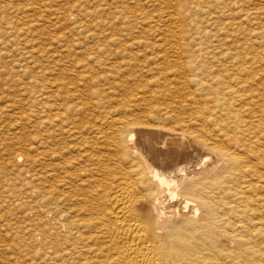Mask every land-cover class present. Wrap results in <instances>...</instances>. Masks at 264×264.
<instances>
[{"label": "bare ground", "instance_id": "bare-ground-1", "mask_svg": "<svg viewBox=\"0 0 264 264\" xmlns=\"http://www.w3.org/2000/svg\"><path fill=\"white\" fill-rule=\"evenodd\" d=\"M169 1L173 10L165 30L105 25L101 30L99 23L100 31L91 35L93 29L87 33L88 26H76V42L60 43L45 65L29 68L31 85L24 89L30 112L16 114L15 127L2 130L0 144L13 161L24 159L8 180L19 185L15 195L25 190L24 202L17 204L19 198L15 204L26 206L22 213L30 217L29 227H19L11 237L21 243L32 238L30 247L38 237V245L26 253L39 255V264H264V0ZM135 2L141 8L154 0ZM76 5L82 10L67 6L79 16L86 6ZM120 10L129 14L127 6ZM8 29L16 31L14 25ZM52 29L42 31L48 35ZM7 34L1 26V42ZM90 36L95 44L89 46ZM22 120L27 132L19 133Z\"/></svg>", "mask_w": 264, "mask_h": 264}, {"label": "rangeland", "instance_id": "rangeland-1", "mask_svg": "<svg viewBox=\"0 0 264 264\" xmlns=\"http://www.w3.org/2000/svg\"><path fill=\"white\" fill-rule=\"evenodd\" d=\"M1 2H0V13L2 14H0V27L2 26V29L4 28V30L8 33L7 34V36L6 37H4V42H1V41H3V39H0V44L2 43L3 45L2 46H0V49L2 50V51H4V52H2V51H0V53H2V56L4 55V57H2L1 55H0V74L2 75L1 77H3V79L2 78H0L1 80H0V82L3 84H0V86L1 87H4L5 86V89L3 88V89H1V87H0V92H1V90H2V93H0V109H1V113H0V139L5 135V133L6 132H3L2 130H5V131H7V129L5 128V127H7V128H9L10 130H12V128L11 127H15V126H11V125H13V124H16V121H18L16 118H15V116H16V114L17 113H20V114H17V116H19V117H22V116H20V115H22L23 114V117H25V115L26 116H28V114L27 113H29L30 112V110H27V108L26 107H28L27 105H28V103L26 102V100H27V96H28V93H26L27 91H28V89L30 88V85H31V81L30 82H27L28 80H30L29 79V77H30V70L31 69H29V68H32L33 67V65H31V64H34V63H36V64H46V62L47 61H49L50 60V55H52L53 53L55 54V52L57 51V50H59L60 49V46H61V44L60 43H62V45H63V43H64V45L63 46H66L67 45V43H69L70 42V39H71V42L73 43V41L74 42H76V40L78 39V34H77V27L76 26H78V28H82V29H85V27L86 26H88L87 28H86V30H84V31H86L87 33H88V31H90L91 29H93L92 31H90V34L92 35L93 33H97L98 31H100V29H99V27L97 26L99 23H101L102 24V28H101V30H103V29H105V27L106 28H111V29H113V27H118V26H120L121 28H123V29H130L131 28V30H133L132 32H138V29H139V31H141L142 32V29L144 28L146 31L147 30H153V28H157V29H159V30H165L166 29V27H167V23H168V25H169V20H170V12L169 11H171V10H173V9H171L170 10V8H172V6H171V2L169 1V0H165V1H162V3H160L161 1L160 0H154V2H155V5H154V2L151 4V2H148L146 5H144V6H142L141 8H140V5L138 6V4H136L137 2H135L136 0H131V1H134V2H130V0H127V1H124V0H119V3H118V0H105L106 2H104V0H95V2H93V0H88V1H90V2H86L85 0H75V1H73V0H63V2H62V0L60 1H57V0H53V2H51L50 0H47V1H45V0H0ZM5 1V2H4ZM9 1V2H8ZM14 1V2H13ZM22 1H24V2H22ZM41 1H44L45 2V4H43L44 2H41ZM49 1V2H48ZM64 1H67V2H64ZM85 3H84V2ZM100 1V2H99ZM113 1L114 2H116V3H113ZM129 1V2H128ZM157 1V2H156ZM11 2V3H10ZM16 2V3H15ZM27 2V3H26ZM35 2H36V4H35ZM46 2L48 3V5H49V7H47L48 5H46ZM57 2V3H56ZM61 2H62V4H61ZM75 2V3H74ZM78 2V3H77ZM83 2V3H82ZM94 4H93V3ZM101 2H102V5H101ZM109 4H108V3ZM124 2H126V3H124ZM159 2V3H158ZM165 2V3H164ZM169 2V5L167 4ZM30 5H29V4ZM32 3V4H31ZM35 5H34V4ZM39 3V4H38ZM41 3V4H40ZM55 3H56V6H55ZM66 3H67V5H69L70 7L71 6H74V7H77L79 10H82V9H80V7L78 6V5H76V4H83V6L85 7L86 6V8H85V10H83L82 12H81V14L78 16V14H76V13H78L79 12V10H75V11H73L74 9H72V11H70L69 12V10H68V7L69 6H67L66 5ZM69 3V4H68ZM71 3H73L72 5H70ZM86 3H88V4H86ZM95 3H96V5H95ZM98 3V4H97ZM104 3H106V4H104ZM112 3V4H111ZM134 3V4H133ZM150 3V4H149ZM166 5H164V4ZM2 4V5H1ZM43 4V5H42ZM52 4H54V5H52ZM113 4H117L116 6L115 5H113ZM119 4V5H118ZM149 4V5H148ZM160 4V5H159ZM3 5H5V6H3ZM12 5H13V11H12ZM27 5H29L30 7H28ZM31 5H34L33 7L31 6ZM37 5H38V7H37ZM40 5H42V7L40 6ZM60 5H62V7L60 6ZM93 5V6H92ZM100 6V9H99V6ZM109 5V6H108ZM120 5H121V7H120ZM122 5H123V7H125V6H127V9H128V11H129V14L127 15V16H125V15H122V10H120V9H123V7H122ZM125 5V6H124ZM164 6V8H163V6ZM167 5L169 6V7H167ZM16 6V7H15ZM18 6V7H17ZM25 6V7H24ZM53 6V7H52ZM65 6V7H64ZM106 6V7H105ZM110 6H113L112 8L110 7ZM117 6H119L118 8H116ZM130 6V7H129ZM155 6V7H154ZM156 6H157V9H156ZM159 6V7H158ZM1 7L2 8H4V10L2 9L1 10ZM9 7H11V8H9ZM28 7V8H27ZM43 7H45V9H46V11H47V13H46V11H45V9L43 8ZM59 7V8H58ZM61 7V8H60ZM93 7H96V8H93ZM98 7V8H97ZM103 7V8H102ZM109 7V8H108ZM133 7H135L136 8V10H134L135 8H133ZM153 8V9H155L156 10V12H158V14L153 10H151L150 8ZM22 8V9H21ZM26 8H27V10H26ZM34 9V10H32V9ZM36 8V9H35ZM39 8V9H38ZM41 8H43V9H41ZM50 8H52V10L50 9ZM55 8V9H54ZM67 8V9H66ZM72 8V7H71ZM88 8V9H87ZM92 8V9H91ZM113 8H116V9H113ZM131 8V9H130ZM133 8V9H132ZM147 9V10H145V11H143V9ZM160 8V9H159ZM166 8V9H165ZM167 8H168V10H167ZM17 11H16V10ZM31 9V10H30ZM40 10L41 12L44 10L45 11V13H44V11L41 13V12H39L38 10ZM55 11H54V10ZM102 9V10H101ZM109 11H108V10ZM138 9V10H137ZM141 9V10H140ZM165 9V10H164ZM6 10H7V12H6ZM8 10H10V11H8ZM19 10H21L20 12H19ZM59 10H64V12L62 11H59L60 13H58V11ZM99 10H101V11H105L104 13L103 12H100ZM112 10H114V11H112ZM132 10V11H131ZM149 10V11H148ZM162 10V14L160 13V11ZM164 10V11H163ZM169 12H167V11ZM3 11V12H2ZM16 11V12H15ZM22 11H24V12H22ZM27 11V12H26ZM57 11V12H56ZM98 11H99V13L101 14H99L98 13ZM134 11V12H133ZM137 11V12H136ZM139 11H140V13H139ZM165 11H166V13H165ZM33 14H32V13ZM37 12V13H36ZM53 12V13H52ZM54 12H55V14H54ZM65 12H68V13H65ZM74 12H76V13H74ZM93 12H94V15H93ZM111 12V13H110ZM118 12V13H117ZM5 13V14H4ZM9 15H8V14ZM15 13V14H14ZM26 14V16H25V14ZM29 13V17L27 18V14ZM31 13V14H30ZM42 15H41V14ZM52 13V14H51ZM56 13H58V14H61L60 15V17H59V15L58 14H56ZM62 13L63 14H65V15H62ZM71 13H73V14H71ZM107 13V14H106ZM118 15H117V14ZM131 13V14H130ZM132 13H134L135 15H133ZM146 13V14H145ZM152 13V14H151ZM156 13V14H155ZM162 15V17H161V15ZM168 13V14H167ZM10 14H11V16H10ZM37 14V15H36ZM39 14V15H38ZM68 14V15H67ZM76 14V15H75ZM97 14L99 15L98 17H96L97 16ZM110 14H111V16H110ZM113 14H115L114 16H116L115 18H114V16H113ZM141 14V15H140ZM148 14V15H147ZM149 14H150V16H149ZM154 14L156 15V16H154ZM3 15H5V16H3ZM6 15L8 16V17H6ZM12 15H13V17H12ZM15 15V16H14ZM21 15L23 16V17H21ZM41 15V16H40ZM106 15V16H105ZM107 15H109L108 17H110V18H108L107 17ZM120 15V16H119ZM133 15V16H132ZM145 15V16H144ZM158 15H160V16H158ZM11 18H10V17ZM32 16V17H31ZM37 16V18L39 17L40 18V20H39V18L37 19V18H35ZM48 16V17H47ZM64 16V17H63ZM75 16V18H73ZM86 16V20H85V17ZM136 18H135V17ZM145 18H144V17ZM146 16H147V19L148 20H146ZM151 16H154V17H151ZM7 19H6V18ZM14 17H16V18H14ZM34 17V19H32ZM47 17V18H46ZM51 17V18H50ZM55 17H57V18H55ZM66 17V18H65ZM72 17V18H71ZM79 17V18H78ZM91 18V19H88V18ZM101 19H100V18ZM113 17V18H112ZM151 17V18H150ZM158 17V18H157ZM160 17V18H159ZM5 20H4V19ZM15 20H14V19ZM19 19V21L18 20H16V19ZM25 18H27V20L25 19ZM31 18V19H30ZM44 18V19H43ZM47 20H46V19ZM49 18V19H48ZM53 18V19H52ZM55 18V19H54ZM60 18V19H59ZM62 18V19H61ZM141 18V19H140ZM155 18V19H154ZM166 18V19H165ZM2 19V20H1ZM9 19V20H8ZM10 19H11V21H10ZM13 19V20H12ZM20 19H22V20H20ZM24 19V20H23ZM30 19V20H29ZM57 19V20H56ZM63 19L65 20L66 19V22L68 23V24H66V22L65 21H63ZM76 19V20H75ZM94 19V20H93ZM111 19H113V20H111ZM130 19V20H129ZM137 19V20H136ZM152 19H153V21H152ZM165 19V20H164ZM167 19H168V21H167ZM8 20V21H7ZM26 20V21H25ZM30 21V23H29V21ZM32 20V21H31ZM33 20L34 21H37V22H34L33 23ZM42 20H44L43 21V23L41 22ZM51 20H53L55 23H53ZM56 20V21H55ZM58 20H59V22H58ZM61 20V21H60ZM74 20L77 22H74ZM79 22H78V21ZM81 20H82V23H80L81 22ZM100 20V21H99ZM106 20V21H105ZM133 20V21H132ZM140 20V21H139ZM4 21H6V22H4ZM14 21H16V22H14ZM17 21H18V24H17ZM40 21V22H39ZM46 21V22H45ZM48 21V22H47ZM49 21H50V23H49ZM83 21H85L86 23H84ZM102 21H104L106 24H104ZM108 21V22H107ZM112 21V22H111ZM119 21L122 23V24H120L119 23ZM129 21H130V23H129ZM162 21H165V22H162ZM4 22V23H3ZM19 22H22V23H19ZM26 22V23H25ZM39 22V23H38ZM57 22V23H56ZM63 24V26L64 27H66L67 25H68V27L69 28H72V29H69L68 31L67 30H65L66 28H64L63 29V26H62V24ZM75 24H74V23ZM114 22V23H113ZM133 23V25H132V23ZM143 24H142V23ZM5 23H7L6 25H5ZM9 23H10V25H9ZM15 23V24H14ZM29 23V24H28ZM60 23V25H58ZM65 23V24H64ZM69 23H71V24H69ZM88 23V25H86ZM90 23V24H89ZM92 23V24H91ZM109 23V24H108ZM112 23H113V25H112ZM118 23H119V25H118ZM126 23V25H124V24ZM128 23V24H127ZM138 25H136V24ZM139 23H140V25H139ZM144 23H146V24H144ZM154 23V24H153ZM162 23V24H161ZM4 26H3V25ZM12 24V25H11ZM37 25L36 27H35V25ZM39 24H41V25H39ZM48 24V25H47ZM74 24V25H73ZM85 24V25H84ZM163 24H166V25H163ZM15 26L16 27V31L18 32H14L13 34H12V32L10 31V29H8V28H10V27H12V26ZM19 25V26H18ZM22 25V26H21ZM31 26V27H33V28H28V29H30V30H28L27 28H26V26ZM34 25V26H33ZM45 25V26H44ZM50 25H51V27H50ZM55 27H54V26ZM56 25H58V26H56ZM73 25V26H72ZM80 25V26H79ZM93 25H95V27H93ZM104 25H105V27H104ZM111 25V27H109ZM115 25V26H114ZM128 25V26H127ZM132 25V26H131ZM135 25V26H134ZM144 25V26H143ZM153 25H155V26H153ZM163 25V26H162ZM25 28H24V27ZM39 26V27H38ZM47 26H49V27H47ZM62 26V27H61ZM84 28H83V27ZM123 26V27H122ZM126 26V27H125ZM134 26V27H133ZM149 26V27H148ZM151 26V27H150ZM160 26V27H159ZM42 27V29L40 30V28ZM43 27H46L47 29H45V28H43ZM52 27H54L53 29H52ZM130 27V28H129ZM140 27H141V29H140ZM22 28V29H21ZM34 28L37 30V28L39 29V30H37V31H34ZM52 29L51 31L49 30V32L50 33H48V35L46 34L48 31V29ZM59 28V29H58ZM73 28H75L76 30H73ZM89 28V29H88ZM119 28V27H118ZM148 28V29H147ZM150 28V29H149ZM7 29V30H6ZM17 29H21L20 31L19 30H17ZM24 29H25V31H27V32H25L24 31ZM27 29V30H26ZM126 29V30H127ZM137 29V30H136ZM143 29V31H145ZM12 30V29H11ZM23 30V31H22ZM31 30H33V31H31ZM42 30H44V31H42ZM72 30V31H71ZM97 30V31H96ZM136 30V31H135ZM22 31V32H21ZM28 31L31 33V34H29L28 33ZM43 33H42V32ZM63 31V32H62ZM75 31H76V33H75ZM96 31V32H95ZM52 32V33H51ZM61 32H62V34H61ZM68 32H70L71 33V35H70V33H67ZM27 33V34H26ZM35 33H37V34H35ZM41 35H39V34ZM53 33H55V34H53ZM65 33V34H64ZM73 33V34H72ZM29 34V35H28ZM35 34V35H34ZM57 34H58V36H59V38H61V39H57L58 38V36H57ZM89 34V35H90ZM21 35V37L22 36H24V37H19ZM27 35V36H26ZM33 35V36H32ZM47 35V36H46ZM53 35V36H52ZM56 35V36H55ZM63 35H65V39L68 37V35H70L69 37H71V38H67L65 41H64V39H62V38H64V36ZM10 38H9V37ZM14 38H12V37ZM18 36V37H17ZM38 36V38L36 39V41H37V43H36V41H34L35 39L34 38H36ZM44 36H46V38H45V41L43 40L44 39ZM48 36H49V38H48ZM26 37H28V39L26 38ZM30 37H32V38H30ZM43 37V38H42ZM50 37H51V40L49 41V39H50ZM55 37V38H54ZM57 37V38H56ZM73 37H74V39H73ZM7 38V40L9 41V42H7L5 39ZM18 39V38H20V39H18V40H16V39ZM39 38H40V40H39ZM75 38H76V40H75ZM150 38V37H149ZM14 40V42L16 43V45L14 44V42H13V40ZM21 39H23L22 41H21ZM33 40V41H30V40ZM53 39H57L56 41H54L53 42ZM93 39V37L91 38V36H90V41H89V39L87 40V42H88V45L90 46L92 43H94L93 42V40H95V37H94V39ZM152 39V38H151ZM20 40V41H19ZM24 40H26L25 42H24ZM69 40V41H68ZM73 40V41H72ZM16 41H19L20 43L21 42H23L24 44H27L28 43V45H30V46H32V47H29L28 45H24L23 43H18L17 44V42ZM29 41V42H28ZM38 41H40L41 43H38ZM44 41V42H43ZM68 41V42H67ZM149 42H150V40H148ZM30 42H32V43H30ZM33 42H35V44L33 43ZM43 42V43H42ZM49 44H48V43ZM50 42L52 43V44H50ZM56 42V43H55ZM71 42L68 44V45H71ZM9 43H11V44H9ZM47 43V44H46ZM90 43V44H89ZM9 45V47L8 46H6V45ZM41 44H43L44 46H41ZM46 44V45H45ZM57 44V45H56ZM95 44V43H94ZM94 44H92V45H94ZM15 45V46H14ZM21 45H23V46H21ZM36 45V47H39V48H35L34 46ZM38 45V46H37ZM40 45V46H39ZM47 45H49V47L47 46ZM56 45V46H55ZM60 45V46H59ZM6 46V47H5ZM13 48H12V47ZM19 46V47H18ZM51 46V47H50ZM59 46V47H58ZM63 46H61V47H63ZM74 46H76V47H80L81 46V44H77V45H74ZM3 47H5V48H2ZM15 47H17V48H15ZM21 47V48H20ZM27 47H29V49L27 48ZM42 49H41V48ZM57 47L58 49H55V48ZM12 48V49H11ZM19 48V49H18ZM32 48H34V49H32ZM54 48V49H53ZM18 51H16V50ZM38 49H41V50H38ZM48 51H47V50ZM9 50H11V52H13L12 54H10L11 52L9 51ZM21 50V51H20ZM24 50V51H23ZM38 50V51H37ZM43 50V51H42ZM53 50V51H52ZM55 50V51H54ZM7 51V52H6ZM27 51H29L28 52V54H27ZM34 51V52H33ZM39 53V55H40V57H39V55L38 56H36L38 53ZM41 51H42V53H41ZM46 51V52H45ZM20 52V54H18ZM25 52H26V54H25ZM32 53V56H31V53ZM45 52V54H43ZM48 52V53H47ZM50 52V53H49ZM49 55V57L47 56V54ZM14 54V56L12 57V55ZM21 54H23V57H21ZM25 54V55H24ZM7 55H9V57L7 56ZM10 55H11V57H10ZM43 55V56H42ZM29 56V57H28ZM34 59V62L33 63H31V61L30 60H32L33 61V59L31 58V57ZM34 56V57H33ZM42 56V57H41ZM21 57V58H20ZM25 57H27V58H25ZM36 57V58H35ZM41 58L43 61H44V59H45V62H41L40 61V59H38V58ZM47 57H48V59H47ZM7 58V59H6ZM10 58V59H9ZM12 58H14V60L16 61H18V62H16V63H14L15 61H13V59ZM23 58H24V61H29V62H27V63H30V65H28L27 63H25V65H24V61H23ZM29 58H31V59H29ZM2 59V60H1ZM5 59V61H6V63H8V61L9 60H11V62L9 61V63H10V65H9V63H8V65L6 64V63H4L5 61H3ZM1 61H2V63H1ZM22 61V62H21ZM37 62H39V63H37ZM4 64H6V67H5V65ZM14 64H16V65H14ZM19 64V65H18ZM23 64V65H22ZM4 65V66H3ZM11 65H14V66H11ZM22 65V66H21ZM27 65V66H26ZM18 66V67H17ZM29 66V67H28ZM31 66V67H30ZM12 67V68H11ZM15 67H17L18 69L16 70V68ZM2 68H4V69H2ZM21 68H23V69H21ZM26 68L27 69H29V72H28V70H26ZM7 69V70H6ZM8 69H11V70H8ZM13 69H15L14 70V72H13ZM7 72H11V73H9L10 74V76L7 74ZM13 72V73H12ZM16 72V73H15ZM17 72H23V75H19ZM5 73L7 74L6 75V77H4V75H5ZM17 74V75H15V74ZM20 73V74H21ZM11 74H13V75H11ZM14 76H16V77H14ZM24 78H23V77ZM29 76V77H28ZM5 78V79H4ZM6 78H7V80H11L12 78V81H17L16 83H15V86L13 85L14 84V82L12 83V81H10V83H8L9 81H7L6 80ZM10 78V79H9ZM18 78H21V79H18ZM27 79V80H26ZM2 80H3V82H2ZM18 80H20L21 82L20 83H18L19 81ZM6 81V82H5ZM22 82H24V83H22ZM5 83H7V84H5ZM18 83V84H17ZM28 83V84H27ZM9 84H12V85H9ZM17 84V85H16ZM23 85V86H20V85ZM25 84V85H24ZM9 86L8 88H7V86ZM15 88H14V87ZM19 88H18V87ZM13 87V88H12ZM22 87V88H21ZM10 88H11V91H9L10 90ZM16 88H18L19 90H15ZM24 88H28L27 89V91H26V89H24ZM7 89H8V92H6L7 91ZM13 90H15V91H13ZM12 91H13V93H12ZM18 91V92H17ZM25 91V92H24ZM10 92V93H9ZM21 92H22V95H21ZM7 93V94H6ZM20 93V94H19ZM2 94H4V95H2ZM15 94V95H14ZM20 95V96H17V95ZM24 94V95H23ZM25 95H27V96H25ZM10 96V97H9ZM17 96V97H16ZM3 97V98H2ZM4 97H6V99L4 98ZM15 98V99H14ZM21 98V99H20ZM26 98V99H25ZM14 99V103H16V104H12L11 103V101ZM17 99V100H16ZM18 99H19V102H18ZM22 99H24V100H22ZM2 100V101H1ZM17 102H16V101ZM5 101V102H4ZM8 101V102H7ZM13 102V101H12ZM21 102V103H20ZM10 104V105H8V104ZM19 103H20V105H19ZM24 103V104H23ZM18 104V105H17ZM9 106V107H6V106ZM14 105V107H13V109H12V106ZM25 105V106H24ZM23 106H24V108H23ZM3 107H6V108H3ZM24 109H22V108ZM10 108V109H9ZM21 108V109H20ZM4 109H6L5 111H4ZM28 109H29V107H28ZM15 110H16V112H15ZM20 112H19V111ZM21 110H23V111H21ZM25 111V112H24ZM7 114H6V113ZM11 112H12V114H11ZM24 112V113H23ZM27 112V113H26ZM4 113V114H3ZM22 113V114H21ZM5 115V116H4ZM12 115H13V117L15 118V119H13V117H12ZM12 118H11V117ZM16 116V117H17ZM2 119V120H1ZM14 121H15V123H14ZM1 123H2V125H1ZM21 123H23V120L19 123V124H17L16 126L18 127V126H20V128L21 127H25L23 130L22 129H20V132H19V130L17 131V132H19V133H21L22 131L23 132H27V130H26V124H21ZM4 124V125H3ZM6 124V125H5ZM21 124V125H20ZM3 127V128H2ZM22 132V133H23ZM1 133H3V134H1ZM3 135V136H2ZM1 146H0V166L2 167V168H5L6 170L5 171H0V202L2 203V201H3V204H1L0 203V226L2 225V228H0V264H16V262H18V264H20V262H21V264H22V262H23V264H26L25 262H32V260H34L37 264H39L40 262L42 263V259H41V257L39 256V255H37V256H34V255H32L30 252H29V254H27L26 253V251L28 252V250L27 249H29L30 250V248H34V247H36V245H38V243H39V241H38V237L37 238H34L33 239V241H34V243L32 244V247H30L31 246V243H32V241H30V240H32V238L30 239H28V237H25V240L27 239V241H25L24 240V243H21V239H19L20 237H18V236H13L12 235V237H11V234H14V232L15 231H17L18 229H19V227H20V229L21 228H24V227H29L28 225H29V222H28V220H30V217H27L25 214H23L22 212H24V213H26L25 212V205H21L22 207H20L19 205H17V204H20L21 202H24L23 200H25L24 199V194H22V193H24L25 192V190L24 191H22V188H19L20 190V194H19V196H21V195H23L22 197L23 198H21V197H19L18 195H15L16 194V191L17 190H15V188L17 187H19V185H17V184H14V185H12L11 183L12 182H9V180L11 179V178H14V172H15V170L17 169V170H20V169H22V161L24 160V159H22L23 157H16V158H14V161L11 159V158H9V156H7L6 155V151H3V144H0ZM13 152H16V150H17V148H18V145H14L13 147ZM7 157V159L5 158V156ZM3 158V159H2ZM9 159H11L12 161H10ZM4 160H6V162L3 161ZM9 161L11 162L10 164H9ZM2 163V164H1ZM13 163V164H12ZM19 163H20V165H19ZM6 164V165H5ZM19 165V166H17V165ZM5 165V166H4ZM9 165H11L13 168H11V167H9ZM4 166V167H3ZM7 166V167H6ZM16 167V168H15ZM20 167V168H19ZM15 168V169H14ZM19 168V169H18ZM9 169V170H8ZM11 169V170H10ZM2 172V173H1ZM3 172H5V174L3 173ZM13 176H11V175ZM6 176V177H5ZM11 177V178H10ZM8 178H10L9 180H8ZM8 180V181H7ZM10 181H13V179L12 180H10ZM2 182V183H1ZM7 182V183H6ZM10 183V184H9ZM14 183V182H13ZM2 186V187H1ZM9 186V187H8ZM11 186H15L14 188L12 187L11 188ZM6 187H8V188H6ZM6 188V189H5ZM12 190V189H14V190H12V191H10V189ZM24 189V188H23ZM9 190V191H8ZM5 191V192H4ZM6 191L8 192V193H6ZM22 191V192H21ZM2 192H4L3 194H2ZM14 192V193H13ZM1 194L2 195H4V197L3 196H1ZM7 194V195H6ZM12 195V196H11ZM6 196V197H5ZM17 196V197H16ZM10 197H13V198H10ZM16 197V198H15ZM6 198V199H5ZM19 198H20V200H22V201H19ZM3 199V200H2ZM13 199H15V200H13ZM7 200V201H6ZM12 200H13V202H12ZM19 201V202H17V201ZM6 202H9V204H10V202H11V204L12 205H14V206H12L11 204L9 205L8 203H6ZM17 202V204H15ZM7 205H8V207H7ZM16 205H17V207H16ZM10 206H12V208L10 207ZM15 210H14V209ZM8 209H10L9 211H7ZM14 211H13V210ZM4 210V211H3ZM13 211V212H12ZM18 211V212H17ZM11 212V213H10ZM7 213H8V215H7ZM10 213V214H9ZM15 214H16V216H15ZM21 214V215H20ZM23 214V215H22ZM10 215H13V216H10ZM6 216V217H5ZM8 216H10V219H9V217ZM16 217V218H12V217ZM20 216V217H19ZM22 216V217H21ZM20 219H23V220H20ZM29 218V219H28ZM14 219L15 221H17V222H19V223H14L12 220ZM21 222H23V223H20V221ZM7 222V223H6ZM28 222V223H27ZM11 223L14 225V226H11ZM25 223H26V225H25ZM19 224H21V225H19ZM23 225V226H22ZM15 226H16V228H15ZM18 226V227H17ZM9 227H11V228H9ZM14 227V228H13ZM8 228L10 229V231L8 230ZM11 229H14V230H11ZM19 229V230H20ZM5 230H6V234L4 235L3 233H5ZM8 232H9V236L12 238H9V236H8ZM4 235V237L2 236V235ZM27 236V235H26ZM7 237V238H6ZM4 238V239H3ZM5 239H7L6 241H5ZM10 239H11V241H10ZM15 241H17V243H15ZM18 241H20V242H18ZM30 243V244H29ZM35 243H37L36 245H35ZM20 244V245H19ZM23 244V245H22ZM25 244L27 245V246H25ZM15 245V246H14ZM17 246H19L18 248L19 249H17ZM21 246V247H20ZM29 247V248H28ZM12 249V250H11ZM14 249V250H13ZM23 250H24V252H25V254L23 253ZM14 251V252H13ZM16 252V253H15ZM22 252V254H19V253H21ZM17 253L19 254L18 255V257H17ZM29 256H27V255ZM13 256H15V257H13ZM23 256V257H22ZM26 256V257H25ZM30 256H32V257H30ZM28 257V258H27ZM13 258H15V259H13ZM19 258H20V260H19ZM23 258V259H22ZM30 258H32V259H30ZM13 259V260H12ZM26 259V260H25ZM15 260H18V261H15ZM23 260V261H22ZM41 260V261H40ZM34 261H33V263H29V264H35L34 263ZM39 262V263H38ZM27 263V264H28Z\"/></svg>", "mask_w": 264, "mask_h": 264}]
</instances>
